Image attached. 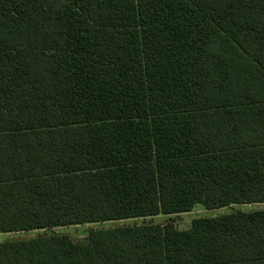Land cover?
Here are the masks:
<instances>
[{"label":"trees","instance_id":"trees-1","mask_svg":"<svg viewBox=\"0 0 264 264\" xmlns=\"http://www.w3.org/2000/svg\"><path fill=\"white\" fill-rule=\"evenodd\" d=\"M258 204L264 0H0V264H264Z\"/></svg>","mask_w":264,"mask_h":264},{"label":"rangeland","instance_id":"rangeland-1","mask_svg":"<svg viewBox=\"0 0 264 264\" xmlns=\"http://www.w3.org/2000/svg\"><path fill=\"white\" fill-rule=\"evenodd\" d=\"M234 209H240L243 211H250V210H258V209H264V204H258V205H247V206H236ZM232 211V208L225 209V210H217V211H206L201 208L196 209L194 212L180 215L178 217H169V218H175L176 219V225L181 229H188L191 225V222L196 218L201 217H214L220 214H224L227 212ZM168 220V217L165 216H159L156 218H153L152 220L148 219L145 222H154V223H164ZM129 223H132V221H129ZM119 224H128V221L126 222H119V223H105V224H94V225H83V226H76V227H65L60 229H55L54 231L56 233H63L67 234L70 237H72L74 240L80 241L83 240L89 232V229H95V228H111ZM37 234V232H31V233H19V234H0V243L4 242L6 240H14L18 238H29L33 237Z\"/></svg>","mask_w":264,"mask_h":264}]
</instances>
